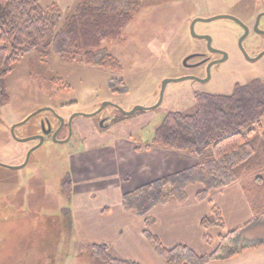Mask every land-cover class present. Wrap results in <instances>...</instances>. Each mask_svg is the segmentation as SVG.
<instances>
[{
  "label": "rangeland",
  "instance_id": "rangeland-1",
  "mask_svg": "<svg viewBox=\"0 0 264 264\" xmlns=\"http://www.w3.org/2000/svg\"><path fill=\"white\" fill-rule=\"evenodd\" d=\"M139 3L121 38L101 45V52L120 62V74L61 61L42 50L24 56L7 76L9 101L0 106V264H102L87 246L74 248L80 243L63 185L72 178L71 155L84 147L68 128L70 119L94 125L101 133L129 132L132 143L142 147L167 114L192 115L195 95H230L236 85L255 79L264 83V55L250 61L264 52V35L252 31L264 0H231V8L228 0ZM75 5L73 0L57 6L62 16L57 29ZM41 6L50 7L44 1ZM229 13L251 29L242 42L250 60L238 44L241 27L216 19ZM194 19L206 20L195 23L194 34L207 37L209 48L205 40L192 37ZM259 29L264 32V17ZM195 54L198 58L187 61L195 66L186 67V59ZM137 108L145 110L126 115ZM248 174L245 183L260 209L258 220L224 242L223 254L264 240V179L254 183L256 176L264 178V169ZM205 231L210 253L218 248V236ZM110 254L119 259L114 250Z\"/></svg>",
  "mask_w": 264,
  "mask_h": 264
},
{
  "label": "trees",
  "instance_id": "trees-1",
  "mask_svg": "<svg viewBox=\"0 0 264 264\" xmlns=\"http://www.w3.org/2000/svg\"><path fill=\"white\" fill-rule=\"evenodd\" d=\"M140 0H76L72 15L62 20L56 5L42 8L40 0H0V106L9 101L5 80L15 64L35 52L48 50L61 61L81 62L88 67L120 74V62L101 52L104 41H118L127 25L140 10ZM122 84V82H120ZM195 112L189 116L169 113L155 130L150 143L139 147L169 150L198 159V164L182 172L142 186L122 197L124 211L143 221V238L164 264H209L228 260L241 251L260 245H247L222 252V244L236 237V231L217 237L218 248L198 256L178 245L166 249L150 232L149 216L157 207L186 201V190L200 185L196 200H206L210 191L224 189L251 173L264 169V83L252 80L236 85L230 95L197 94ZM254 178V183L263 180ZM70 180L63 191L70 196ZM204 230H224L220 210L200 222ZM209 245L208 237L203 239ZM90 249L102 264H137L110 256L106 244Z\"/></svg>",
  "mask_w": 264,
  "mask_h": 264
},
{
  "label": "crops",
  "instance_id": "crops-1",
  "mask_svg": "<svg viewBox=\"0 0 264 264\" xmlns=\"http://www.w3.org/2000/svg\"><path fill=\"white\" fill-rule=\"evenodd\" d=\"M41 1L46 5L65 6L73 0H40V5ZM74 132L84 147V151L70 157L72 178L68 199L72 203L74 234L80 243L74 248L78 246L80 251L83 245L90 249L91 245L106 244L109 254L114 250L120 260L164 264L143 238V220L123 210L122 197L193 168L198 159L164 149H141L132 143L129 132L101 133L94 125L78 121ZM246 175L249 177V174L242 175L238 182L224 189L210 191L202 202L196 200V194L202 190L197 185L186 190L184 203L170 202L153 209L149 215L153 220L151 234L158 237L166 249L182 245L203 256L209 251L205 249L206 231L200 222L211 215L213 207L220 210L224 224L223 231L208 230L215 237L235 231L238 236L255 226L260 209L251 200ZM263 243L261 240L248 245ZM209 264H264V244Z\"/></svg>",
  "mask_w": 264,
  "mask_h": 264
},
{
  "label": "water",
  "instance_id": "water-1",
  "mask_svg": "<svg viewBox=\"0 0 264 264\" xmlns=\"http://www.w3.org/2000/svg\"><path fill=\"white\" fill-rule=\"evenodd\" d=\"M263 16H264V12L261 13V14H259V15L256 17V20H255V23H254V27H253V31H254L256 34L264 35V32H262L261 30L258 29L259 21H260V19H261ZM220 18H224V17H217V19H220ZM231 19L234 20L239 26H241V27L243 28L244 34H243V36L240 38L238 44H239V47H240L241 51L243 52L245 58H246L247 60H250V59L248 58V56L246 55V53L244 52L243 48H242V42H243V40L247 37V35H248V33H249V30H248V28H247L246 26H244L243 24H241V22L237 21L235 18L231 17ZM198 21L200 22V21H205V20L198 19V20H195V21L192 22L191 27H190L191 35H192V37L195 38V39L205 40V41L207 42V46H208V48H209V47H210V44H209L210 41H209V39H208L207 37H204V36H196V35L194 34V24H195L196 22H198ZM263 55H264V52H262V53H261L259 56H257L255 59H252V60H250V61L257 60V59H259L260 57H262ZM222 57H223L222 60L225 59V55H222ZM188 59H189V58H188ZM188 59H186V61H187ZM222 60H221V61H222ZM186 61L184 62V65H185ZM166 84H167V81L164 83L163 87H165ZM107 105H108V104L103 105L102 108H104V107L107 106ZM143 110H145V109L137 108V109H135L134 111H132L131 113L126 114V115H131V114H133V113H135V112H137V111H143ZM72 119H73V118H72ZM72 119H70V121H69V125L71 124ZM27 120H28V119H27ZM25 122H26V121H25ZM58 132H59V130L55 133V135H56ZM55 135H54V136H55ZM37 139L39 140V144H41V143L43 142V139H44V138H43V136H40V137H37Z\"/></svg>",
  "mask_w": 264,
  "mask_h": 264
},
{
  "label": "flooded vegetation",
  "instance_id": "flooded-vegetation-1",
  "mask_svg": "<svg viewBox=\"0 0 264 264\" xmlns=\"http://www.w3.org/2000/svg\"><path fill=\"white\" fill-rule=\"evenodd\" d=\"M228 5H230V8H231V0H228ZM217 17H224V18H220V19H225V20H229V21H233V22H235L234 20H232L231 19V17H233V16H231V13H229V14H221V15H216V19H217ZM264 17V16H263ZM234 18V17H233ZM195 20H198V19H194L193 21H195ZM256 20V19H255ZM192 21V22H193ZM206 21V20H205ZM260 22V21H259ZM195 25V24H194ZM241 27V26H240ZM241 29L243 30V28L241 27ZM258 29H259V25H258ZM249 31L251 30V29H248ZM260 30V29H259ZM253 31V30H252ZM250 33V32H249ZM249 33H248V35H249ZM247 35V36H248ZM199 40V39H198ZM193 56H195V57H193V58H191V56L190 57H188L189 59L188 60H191V59H194V58H198V55L197 54H195V55H193ZM223 58V57H222ZM187 60V61H188ZM222 60V59H221ZM187 61H186V63H185V66L186 67H194L195 66V64H187ZM202 63H204V61L202 62ZM77 121H75V122H73V119H72V121H71V124L68 126V128L70 129V131H71V129L72 130H74V125H75V123H76ZM74 123V124H73Z\"/></svg>",
  "mask_w": 264,
  "mask_h": 264
}]
</instances>
